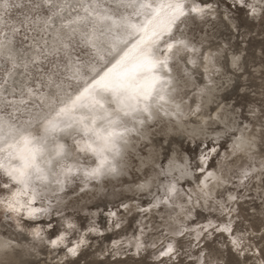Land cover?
Segmentation results:
<instances>
[{
  "label": "snow or ice",
  "instance_id": "obj_1",
  "mask_svg": "<svg viewBox=\"0 0 264 264\" xmlns=\"http://www.w3.org/2000/svg\"><path fill=\"white\" fill-rule=\"evenodd\" d=\"M156 6L164 19L156 41L162 58L150 57V84L133 97L132 107L93 122L85 133L92 139L76 149L77 166L66 167L62 179L44 177V191L15 178L0 180V215L5 225L4 235L0 236V264H15L14 257L25 248L35 254L38 246L52 254L49 264H78L79 258L92 247L89 237H104L113 228L121 229L117 212L109 213L116 219L101 230L96 221L90 220L85 226L79 213L69 209L90 191V184H108L125 175L123 170L130 166L131 138L146 139L147 130L155 124L161 125L160 131L168 126L182 129L192 139L200 137L199 144L205 140L208 144L201 151L195 171L188 158L174 157L167 166L153 164L155 174L145 183L129 186L127 190L133 193L143 194L147 190L151 196L148 207L121 200L119 208L127 214L136 207L145 220L155 211L158 219L151 218L150 223L138 221L127 238L128 248H134L136 256L151 249L149 264H180V257H186L187 264H264V159L255 166L256 137L247 135L253 123L257 132L264 131V55L259 68L251 67L246 57L242 61L241 48L233 45L231 39L235 33L243 43L241 23L258 22L264 26V0H158ZM240 14L243 18L236 23ZM197 18L210 22L213 29L222 25L229 43L211 45L202 39L197 47L181 28L188 20ZM212 47L216 50H209ZM218 62L222 67L217 66ZM241 63L244 67L238 69ZM233 70L239 75L247 72L246 79L255 80L257 73L260 76L251 103L245 93L242 103L248 112L243 120L233 114H243L234 104H217L213 114L196 102L197 97H211L216 91L214 78ZM228 139L232 143L221 153L219 148ZM260 151L264 153V144ZM190 177L194 180L187 182L193 187H178L181 180ZM74 181L77 183L73 186ZM69 191L73 193L70 198ZM245 201L254 205L251 214L245 209L242 215L240 208L234 207ZM194 212L197 216L206 213L202 217L204 223L197 221ZM122 250L124 239L113 240L111 247L98 253L101 259L88 264H105L103 257L115 259Z\"/></svg>",
  "mask_w": 264,
  "mask_h": 264
},
{
  "label": "rangeland",
  "instance_id": "obj_2",
  "mask_svg": "<svg viewBox=\"0 0 264 264\" xmlns=\"http://www.w3.org/2000/svg\"><path fill=\"white\" fill-rule=\"evenodd\" d=\"M157 3L158 0H0V180L15 178L44 191V177L49 180L62 179L66 167L77 166L76 149L92 139L85 133L91 129L93 122L108 114L119 115L132 107L133 97L143 89L134 85L136 89H133L131 79H137L138 84L141 81L150 82V57L157 60L162 58L156 41L164 22L156 24L158 27L151 24L154 14L160 12ZM242 18L240 14L236 23H240ZM153 25L159 31L154 30L153 33ZM181 28L197 47H200L198 41L202 39L205 44L211 45L229 43L222 25L213 29L210 22L205 23L197 18L188 20ZM262 28L264 26L258 22L241 23V32L245 37L243 43L235 33L231 38L232 44L241 48L242 61L246 57L254 68H259L264 55ZM209 50L215 51L216 48ZM217 66L222 67L219 62ZM243 67V63L238 65V69ZM246 77L247 72L244 75H239L237 70L222 72L214 78L216 91L211 97H197L196 102L213 114L217 104H234L243 114H233L243 120L248 112L242 103L245 93H248L247 99L251 103L252 93L257 91L261 82L259 73L255 80ZM108 82L112 87L107 85ZM135 90L137 93L133 92ZM256 127L253 123L247 135L256 137L254 155L255 166L258 167L259 161L264 159V153L260 151L264 144V131L257 132ZM160 128V124L153 125L147 130L146 139L131 138L132 145L128 152L130 166L123 170L125 175L108 184H90V191L70 206L69 210L78 212L85 226L90 220L96 221L103 230L116 219L109 216L110 212H117L121 224V229L113 228L104 237H89L92 247L79 258L78 264L101 259L98 255L101 249L111 247L113 240L122 238L124 250L115 259L103 257L105 264H149L152 260L151 249L136 256L135 249L128 248L127 238L137 228L138 221L150 223L151 218L158 219V214L154 211L145 220L138 208L133 207L131 212L125 214L119 204L123 200L124 203L147 208L151 199L147 190L143 194L133 193L127 190L129 186L145 183L148 177L155 174L153 164L167 166L169 159L174 157L188 158L195 171L194 166L199 163L201 151L208 144L206 140L199 144L200 137L192 139L182 129L168 126L160 131ZM210 135L214 136L215 133ZM231 143L232 140L228 139L219 151L223 153ZM179 162L183 163V160ZM245 162L248 163L246 159ZM187 180H194V177L181 180L178 187H193ZM76 192L79 193V188ZM72 195L69 191L68 197ZM133 195L137 197L135 200L128 199ZM234 207L240 208L244 215L245 209L251 214L254 205L245 201ZM205 214L201 212L197 216L196 212L193 213L200 223H204L202 217ZM2 221L3 216L0 215V236L4 235L5 225ZM256 222L258 224L259 219ZM11 224L15 230V222ZM252 230L259 231L258 228ZM193 255L196 253L193 252ZM51 257L50 251H41L38 246L35 254H30L29 249L25 248L14 259L15 264H49ZM179 260L180 264H187L186 257Z\"/></svg>",
  "mask_w": 264,
  "mask_h": 264
},
{
  "label": "bare ground",
  "instance_id": "obj_3",
  "mask_svg": "<svg viewBox=\"0 0 264 264\" xmlns=\"http://www.w3.org/2000/svg\"><path fill=\"white\" fill-rule=\"evenodd\" d=\"M160 10V9H159ZM153 14V13H152ZM149 18V17H148ZM150 21V20H149ZM160 22H164V19H163V17H162V15H161V13L159 12L158 14H157V12H156V14H154V18H153V21H152V23L151 24H159ZM162 25V24H161ZM157 26V25H156ZM158 27V26H157ZM152 28H154L153 29V33H154V30L156 31H159V29H157L156 27H154V25H153V27ZM143 36V35H142ZM144 37V36H143ZM141 39V38H140ZM151 42V41H150ZM149 43V42H148ZM131 44V43H130ZM134 47V46H133ZM127 48V47H126ZM139 48V47H138ZM140 49V48H139ZM140 50H142V49H140ZM120 52V51H119ZM122 52V51H121ZM142 52H145V50H143ZM141 53V52H140ZM120 54V53H119ZM144 56L146 55V53H142ZM142 55V56H143ZM125 58V57H124ZM143 58V57H142ZM145 58V57H144ZM129 59V58H128ZM137 59V58H136ZM140 59V58H139ZM125 60V59H124ZM123 60V61H124ZM147 60V59H146ZM130 61H132V60H130ZM134 62V61H133ZM144 62V61H143ZM141 63V64H144V63ZM127 63V62H126ZM135 63V62H134ZM146 63V62H145ZM124 64V63H123ZM127 65V64H126ZM142 66V65H141ZM123 67V66H122ZM137 67V66H136ZM115 68V67H114ZM130 69V68H129ZM143 69V68H142ZM119 70V69H118ZM121 70V69H120ZM139 70V69H138ZM112 71V70H111ZM127 71V70H126ZM131 72H133V71H131ZM110 73V72H109ZM125 73V72H124ZM139 73V72H138ZM112 74H113V72H112ZM120 74V73H119ZM122 74H123V72H122ZM131 74V73H130ZM106 75H108V74H106ZM113 75H115V74H113ZM127 75V74H126ZM125 75V76H126ZM132 77H134V74L132 73ZM135 75H137V74H135ZM140 75V74H139ZM150 76V75H149ZM106 77V76H105ZM112 77V76H111ZM115 77V76H114ZM117 77H118V75H117ZM122 77V76H121ZM128 77V76H127ZM119 78V77H118ZM123 78V77H122ZM129 78V77H128ZM128 78H126L127 80H128ZM137 78V77H136ZM141 78V77H140ZM150 78V77H149ZM108 79H110V78H108ZM131 79V78H130ZM126 80V81H127ZM137 80V79H136ZM136 80H135V78H133V79H131V81H132V86L134 85V86H136V87H138V86H140L142 89H143V91H145L147 88H148V86H149V84H150V82H148V81H145V83L143 82V81H141V83H140V81H139V83L140 84H138L137 82H136ZM111 81V80H110ZM109 81V82H110ZM109 82H108V84L107 85H109ZM118 82V81H117ZM124 82V81H123ZM143 82V83H142ZM148 82V83H147ZM104 83H105V81H104ZM137 83V85H135ZM147 83V84H146ZM90 84V83H89ZM93 84V83H92ZM119 84V83H118ZM97 85V84H96ZM107 85H106V87H107ZM120 85H122V84H120ZM126 85V84H125ZM110 86V85H109ZM134 86H133V89H136V88H134ZM110 87H112V86H110ZM117 87V86H116ZM115 87V88H116ZM120 87V86H119ZM126 88H127V86H125ZM130 87H131V83H130ZM129 86H128V88H130ZM139 87V88H140ZM88 88V87H87ZM108 88V87H107ZM123 88H124V86H123ZM139 88H137L138 90H139ZM104 89V88H103ZM116 89H118V88H116ZM142 89H140V90H142ZM121 90V89H120ZM123 90V89H122ZM132 90V89H131ZM130 91V90H129ZM134 93L136 92V90L135 91H133ZM140 92V91H139ZM137 93V92H136ZM139 94V93H138ZM131 95V94H130ZM99 97V96H98ZM126 100V99H125ZM91 101V100H90ZM122 105V104H121ZM18 139V138H17ZM23 149V148H22ZM12 151V150H11Z\"/></svg>",
  "mask_w": 264,
  "mask_h": 264
}]
</instances>
